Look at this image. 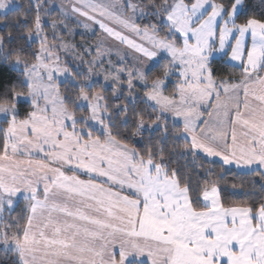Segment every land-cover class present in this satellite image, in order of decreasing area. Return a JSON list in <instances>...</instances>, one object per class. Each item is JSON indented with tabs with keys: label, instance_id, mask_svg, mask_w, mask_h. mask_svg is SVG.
Masks as SVG:
<instances>
[{
	"label": "snow or ice",
	"instance_id": "6c2138e0",
	"mask_svg": "<svg viewBox=\"0 0 264 264\" xmlns=\"http://www.w3.org/2000/svg\"><path fill=\"white\" fill-rule=\"evenodd\" d=\"M10 6L13 0H0V10ZM42 9L44 0H35V17L26 23L38 50L11 47V31L0 35V61L23 77L13 81L0 67V257H11L10 264H264V11L253 14L246 0H75L71 13L84 29L98 25L102 37L138 54L139 67H126L121 56V66L109 61L104 76L113 96L127 73L129 93L138 81L154 102L158 136L137 147L145 112L131 109L127 135L129 105L110 109L93 91L103 89L91 80L95 60L87 73H76L73 95L61 94L55 76L67 69L55 52L75 46L58 39L56 20V43H49ZM32 10L30 4L23 15ZM60 15L66 19L67 10ZM145 16L156 22L142 26L137 20ZM102 44L83 52L96 47L103 55ZM159 53L168 57L163 74L150 75ZM216 54L239 76L221 74ZM21 97L30 105L22 118ZM164 114L173 117V148L183 141L182 151H167ZM201 153L219 158L212 162L221 168L234 164L259 176V190L226 205L211 168L194 184L172 166L173 155ZM20 197L25 206L13 217Z\"/></svg>",
	"mask_w": 264,
	"mask_h": 264
},
{
	"label": "trees",
	"instance_id": "16d2710c",
	"mask_svg": "<svg viewBox=\"0 0 264 264\" xmlns=\"http://www.w3.org/2000/svg\"><path fill=\"white\" fill-rule=\"evenodd\" d=\"M17 6L10 9L4 14H0V35H8L11 31L12 36L14 39L10 42V46L15 48L18 46H23L25 49V53L34 52L38 50L39 43L34 40H28L27 38V31H26V23L30 24L35 17V0H15ZM45 2V9L41 10V16L43 26L45 28L46 34L48 35V40L52 39L51 33L52 29L50 27V23H46L45 20H56L59 18L58 11L53 9H48V2ZM149 0H142L143 4H148ZM159 2V0H157ZM248 5L251 9L254 10L255 15L259 16L260 12L264 11V0H246ZM30 4L32 5V11L29 13L28 17L26 18L23 15V10L29 8ZM45 19V20H44ZM138 23L142 26L149 23H155V19L152 17L145 16L142 20L138 19ZM73 25V24H72ZM13 26H16L15 28ZM61 35L65 34L64 32H60ZM77 37H80L76 34ZM76 36L73 34L71 40L75 41ZM168 58L163 57L153 66H151V74H158L162 75V64L166 62ZM215 61L219 63V65L223 68V75L232 74L235 77L239 76V72L235 71L234 69L228 68L223 64V58H213ZM0 67H4L7 69V72L13 81H18L23 79L21 76L22 69L15 68L13 66L4 65L2 61H0ZM70 77L62 83H59L60 92L62 95H73L76 91L74 88V84L79 81V77H76V72L71 69ZM176 83V76L173 75L167 78V89L165 90V94H169V92L173 89ZM94 85H103V89L100 87H94V92H102L104 96L107 97V101H102L103 103H107L110 109H114L117 105L124 106L125 104L129 105V127L127 129V135H131V131L134 127V124L131 122L132 112L131 109L134 107L137 111H144L145 115L143 116L145 122V129L143 130V141L141 143L136 144L137 147H143V144L148 141L149 137L153 138V142H155L158 132L155 129L154 125L156 123V115L152 111V107H150V103L144 98V87L135 83V87L131 90V94L129 93V89L125 87V84L119 85V89L116 96L112 95L113 87L104 85L100 82H93ZM29 103L27 102H20L19 103V113L21 118L24 114L29 110ZM78 114H86L83 110L77 109ZM167 118V117H166ZM168 127H169V139L165 142L167 145L168 152H179L182 151V144L183 141H178L176 143L175 149L173 148V141L171 139L172 135L176 130V125L172 123L168 118ZM163 121H161L162 123ZM147 125H153L152 128H148ZM121 132H124L125 129L123 125L120 126ZM135 141H141V137L137 136L134 138ZM173 161V167H179L181 170V175H190L193 183L199 180L203 183L204 179L209 178L205 169L211 168L212 175L211 179L216 180L218 182L219 188L222 190V196L226 205H230L232 203L240 204L251 197L247 195L252 191H258L259 186L261 183L259 176H250L244 174V171L236 170L235 168L224 166L221 168L219 164L213 163V160L207 159L203 156H199L197 158H193L192 156H188L187 158H183L180 156L173 155L171 157ZM199 165H203V167H199ZM17 206L11 211L10 215L15 217L17 216L21 210L25 206V202L23 199L17 200ZM9 213H5V218L7 219ZM0 248H2L0 246ZM11 257L5 259L0 257V264H10Z\"/></svg>",
	"mask_w": 264,
	"mask_h": 264
},
{
	"label": "rangeland",
	"instance_id": "374dc122",
	"mask_svg": "<svg viewBox=\"0 0 264 264\" xmlns=\"http://www.w3.org/2000/svg\"><path fill=\"white\" fill-rule=\"evenodd\" d=\"M48 2V9L49 10H57L59 18L56 19L57 23L59 24V27L56 30V35L59 40H62L64 43H67L69 45H73L75 47H70L67 50L63 48H59L58 51L55 52V55L59 56V67L61 69H67V73H57L55 76V83L59 84L64 82L70 77V71L71 69L75 71L76 73L82 72V73H87L88 72V67L89 64L95 60L97 67L94 69L92 75H91V80L92 82H100L104 85L107 86H112V81L109 79L108 81L104 80V76L107 74V71L109 69V61H111L112 64L115 65V67H120L121 66V59L120 57L123 56L124 60L123 63L125 64L126 67H139V62L136 60V56L138 55L137 53H134L132 50L128 49L126 45H121L118 41H114L111 38L102 37L101 36V30L99 29L98 25H93L91 30L84 29L81 26V21H83L82 17H79L77 14L71 13V8L73 7V4L75 0H47ZM13 4L17 6V3L15 0H13ZM14 7H9L7 11L12 9ZM61 8H64L67 10L68 15L67 18H63L60 15V10ZM4 10H0V14H4ZM44 18V16H42ZM149 17V16H147ZM45 20V19H44ZM63 20V23H60V21ZM52 19L45 20L46 23H50L51 25ZM44 22V21H43ZM64 24H67V28L64 27ZM73 24V25H72ZM52 31V30H51ZM64 35H61L60 32H64ZM46 32V31H45ZM78 34L80 37H77L75 41L70 38H72V35ZM52 39H49V43H56V41L53 40V33H51ZM134 38L139 41V38L137 37H130ZM31 40L37 41L35 37ZM103 41L102 44V51L103 55H98L97 54V49L96 47H92L91 55H88L83 52L84 48L89 47L90 45L95 46L99 42ZM119 52V55L117 53ZM159 58L158 57L155 59L154 62H150V66H153L154 63H157ZM168 58V57H167ZM149 65H146L145 67H148ZM16 68V67H15ZM121 79L125 81V87H127V73H121ZM142 87L143 84L140 82H134ZM21 102H27L23 97H21ZM150 102V101H149ZM103 103V102H101ZM151 104H154V102H151ZM0 118H3V116ZM0 246L3 247L2 243H0Z\"/></svg>",
	"mask_w": 264,
	"mask_h": 264
},
{
	"label": "crops",
	"instance_id": "0c3cea01",
	"mask_svg": "<svg viewBox=\"0 0 264 264\" xmlns=\"http://www.w3.org/2000/svg\"><path fill=\"white\" fill-rule=\"evenodd\" d=\"M246 40H247V42L248 43H250L251 42V37L250 36H248V37H246ZM163 57H167V54L166 53H159V58H158V61L161 59V58H163ZM213 58H222L221 56H220V54H216ZM157 61V62H158ZM155 64V63H154ZM167 95V94H166ZM149 102V101H148ZM150 104H151V102H149ZM165 115V117H167L172 123H173V117L170 115V114H164ZM1 117H2V115H1ZM3 120V118H0V121H2ZM201 156H203V157H205V158H207V159H210V160H218L219 158H209V157H206V156H204V154L203 153H201L200 154ZM228 167H232V168H235L236 170H239V171H244V170H242V169H239V168H237L236 167V165H231V166H228ZM19 199H23L22 197H20V198H18L17 200H19Z\"/></svg>",
	"mask_w": 264,
	"mask_h": 264
}]
</instances>
